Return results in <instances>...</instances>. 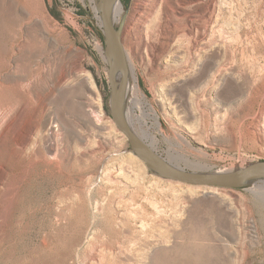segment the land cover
<instances>
[{"label":"rangeland","instance_id":"rangeland-1","mask_svg":"<svg viewBox=\"0 0 264 264\" xmlns=\"http://www.w3.org/2000/svg\"><path fill=\"white\" fill-rule=\"evenodd\" d=\"M177 8L157 9L148 50L133 38L124 111L186 172L263 162L264 0ZM109 67L100 0H0V111L24 105L45 154L22 174L17 125L0 130V264L264 262V179L161 176L113 120Z\"/></svg>","mask_w":264,"mask_h":264},{"label":"bare ground","instance_id":"bare-ground-1","mask_svg":"<svg viewBox=\"0 0 264 264\" xmlns=\"http://www.w3.org/2000/svg\"><path fill=\"white\" fill-rule=\"evenodd\" d=\"M186 2L187 0H134L132 8L128 9L123 0H114L111 14L114 25H123L119 37L127 55L128 67L130 65L129 59L132 61L130 46L134 43L133 38L139 40L147 50L150 46H153V23L155 21V13L157 12V9H160L162 12L165 11L167 14L169 11H174V9L181 5L184 6ZM108 57L109 61L113 58L112 54H108ZM115 76L117 80H120V69L115 71ZM134 84L131 80V73H129L128 91L129 89H136L137 85ZM25 116L26 107L24 105H19L18 107L6 106L0 111V130L4 133L10 134V130L13 126L17 125V133L14 136L12 146H14L15 150L14 162L20 167L24 165L22 167V174H24L23 169H26L27 162H35L45 155H43V152H38L36 149L38 148V140L35 136L37 135L41 124L39 125L36 121L31 119H25ZM124 117L130 127L154 148V143L152 144L148 139L150 134L149 131L147 129H144L143 133L138 131V129L134 127V123L130 121L131 119L128 118L126 111H124ZM9 167L10 166L7 162L3 160L0 161V190L7 184V180L10 176Z\"/></svg>","mask_w":264,"mask_h":264},{"label":"water","instance_id":"water-1","mask_svg":"<svg viewBox=\"0 0 264 264\" xmlns=\"http://www.w3.org/2000/svg\"><path fill=\"white\" fill-rule=\"evenodd\" d=\"M113 2L114 0H100L105 48L108 54H112L113 56L109 61L111 114L119 130L126 135L131 146L139 153L145 163L165 178L192 185L231 188L245 181L264 178V161L230 172H217L210 174H193L186 172L170 164L130 127L125 120L123 109V103L128 92L129 67L127 55L119 37V30L117 31L113 24L111 14ZM117 69L121 70L120 80H117L115 76V71ZM259 264H264V262Z\"/></svg>","mask_w":264,"mask_h":264}]
</instances>
